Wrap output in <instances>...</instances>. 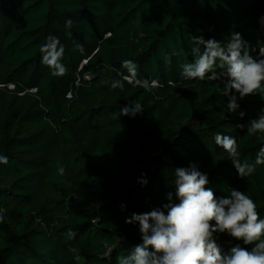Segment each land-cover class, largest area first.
Listing matches in <instances>:
<instances>
[{
	"label": "trees",
	"instance_id": "obj_1",
	"mask_svg": "<svg viewBox=\"0 0 264 264\" xmlns=\"http://www.w3.org/2000/svg\"><path fill=\"white\" fill-rule=\"evenodd\" d=\"M263 16L264 0H0V264H117L142 243L126 219L161 208L170 192L178 203L174 169L190 163L217 198L243 191L264 219V165L241 178L216 143L234 137L239 160L254 164L264 134L246 126L264 97L181 75L193 36L226 44L238 32L264 58ZM49 36L64 48L62 76L42 63ZM130 103L142 112L120 116ZM214 235L224 253L250 247Z\"/></svg>",
	"mask_w": 264,
	"mask_h": 264
},
{
	"label": "clouds",
	"instance_id": "obj_2",
	"mask_svg": "<svg viewBox=\"0 0 264 264\" xmlns=\"http://www.w3.org/2000/svg\"><path fill=\"white\" fill-rule=\"evenodd\" d=\"M71 23V20L66 21L68 26ZM192 43L195 45L192 48L194 61L183 65V78H224V95L235 90L240 99L258 93L264 97V58L250 55L249 45L240 33H232L226 44L215 39L204 40L202 36H193ZM58 44V38L48 37V43L41 46L42 63L53 75L62 76L67 69L61 63L64 48L62 45L58 48ZM259 55L264 57V44L259 45ZM123 67L131 78L137 76L134 61L125 60ZM137 83L145 89L150 87L147 80ZM111 86L123 90L124 84L116 80ZM236 101L237 97L232 95L227 105L230 112L239 107ZM142 110L141 104L130 103V106L120 108V116L134 117ZM244 115L240 112L241 117ZM246 127L250 134H264V110ZM216 143L233 158L232 163L241 178L253 174L257 165H264V147L259 149L254 164H249L239 160L234 137L218 134ZM0 163H7V158L0 156ZM63 171L61 167L59 172L63 174ZM174 184L178 203L173 202L170 192L167 194L169 203L161 208L132 213L126 219L128 224H139L142 243L134 246L127 255L118 256L117 264H264V219L260 218L257 205L250 196L232 188L228 196L217 198L214 190L208 187L207 174L199 171L195 163L176 167ZM225 232L250 247L237 244L224 253L214 234Z\"/></svg>",
	"mask_w": 264,
	"mask_h": 264
},
{
	"label": "rangeland",
	"instance_id": "obj_3",
	"mask_svg": "<svg viewBox=\"0 0 264 264\" xmlns=\"http://www.w3.org/2000/svg\"><path fill=\"white\" fill-rule=\"evenodd\" d=\"M261 24L264 26V16H263V18L261 20Z\"/></svg>",
	"mask_w": 264,
	"mask_h": 264
}]
</instances>
